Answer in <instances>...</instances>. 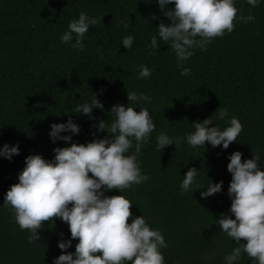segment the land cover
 <instances>
[{
  "label": "trees",
  "instance_id": "obj_1",
  "mask_svg": "<svg viewBox=\"0 0 264 264\" xmlns=\"http://www.w3.org/2000/svg\"><path fill=\"white\" fill-rule=\"evenodd\" d=\"M234 4L237 16L254 19L234 20L232 32L212 38L204 51L193 49V55L181 62L191 72L181 76L170 46L159 39L158 49L150 44L157 24L170 22L156 0H0V147H19L11 160L0 157V264H52L62 251L74 252L78 239L65 250L57 247L59 240L70 239V232L56 217L43 222L38 239L29 243V231L21 230L11 210L2 206L4 194L18 182L26 156L40 154L51 160L55 147L110 135L97 132L95 124H110L111 106L128 103L137 111L146 108L155 124L137 156L141 174L148 179L105 195H123L131 201L134 216L142 215L150 229L161 232L167 245L159 249L163 264H225V255L239 246L217 223L221 213L234 218L228 212V156L240 151L243 161L258 155V166H264V0L255 7L246 0ZM81 12L97 20L82 37V50L60 41L68 22ZM127 35L133 36L130 49L121 44ZM141 65L150 75L138 79ZM126 91L143 92L150 102H129ZM91 93L104 106L92 110L94 119L71 112ZM223 108L228 116L221 120L215 112ZM232 116L242 131L227 149L207 141L193 148L184 141L194 122L210 118L209 127L223 130ZM69 117L79 132L69 142H53L50 125ZM161 132L179 144L158 151L156 137ZM133 151L134 147L128 154ZM192 167L198 170L197 185L183 192L182 176ZM207 180L222 181L221 191L201 198L203 189L198 186ZM241 243L246 241L242 238ZM234 264L252 260L242 251Z\"/></svg>",
  "mask_w": 264,
  "mask_h": 264
},
{
  "label": "clouds",
  "instance_id": "obj_2",
  "mask_svg": "<svg viewBox=\"0 0 264 264\" xmlns=\"http://www.w3.org/2000/svg\"><path fill=\"white\" fill-rule=\"evenodd\" d=\"M156 3L170 22L157 24L155 34L150 37L151 47H160L158 39L169 45L181 68V76L191 72L190 68L182 67L181 62L193 55V49L198 47L204 51L212 38L222 36L225 31L232 32L234 20L247 23L254 19L251 15L237 16L234 0H156ZM246 3L255 7L260 0H246ZM169 4L171 8L166 7ZM96 23V18L79 13L76 19L68 22L67 30L60 36L61 43L82 50V37L89 26ZM122 26L127 29L128 23ZM132 43V35L121 40L126 49H130ZM149 75V68L141 65L137 78ZM126 96L134 104L151 99L143 92L137 94L135 91H126ZM128 105H112L109 112L114 116L112 122L106 125L105 120H99L95 124L97 132L106 131L110 135L94 138L86 144L55 147L51 160L40 154L26 156L24 167L18 172V182L10 185L4 194L2 206L11 210L21 230L29 231V243L38 239L43 222L51 221L53 217L65 222L70 232V239L57 242L59 249L69 248L71 240L78 239L74 252L62 251L53 258L52 264H127L129 261L131 264H163L159 249L167 245L161 232L150 229L142 215L134 216L130 211L131 201L123 195H105L110 190L120 192L148 179L147 175L141 174L137 156L142 145L149 141L155 124L146 108L140 107L137 111ZM103 107L95 93H91L88 101L76 104L71 112L94 119L92 110H103ZM215 114L223 120L228 116V109L216 110ZM210 124V118L194 122V130L185 135L184 141L193 148L204 147L207 141L212 147L227 149L242 131L235 116L227 120L223 130L215 125L209 127ZM79 130L69 117L64 123L51 124L48 135L53 142H69ZM178 144L176 138L163 132L156 137L158 151ZM133 147L134 151L128 154ZM18 154V145L5 143L0 147V157L5 159L11 160ZM241 156L240 151H233L226 166L231 174L227 188L231 199L228 212L234 218L221 213L217 221L220 230L239 245L225 255L224 261L234 264L243 251L252 264H264V166L260 163L258 166V155L243 161ZM197 175L196 168H188L182 176L181 191L196 186ZM222 183L207 180L206 185L198 186L203 189L200 197L207 198L220 192ZM129 217H132L130 223L127 222ZM242 238L246 243H241Z\"/></svg>",
  "mask_w": 264,
  "mask_h": 264
}]
</instances>
